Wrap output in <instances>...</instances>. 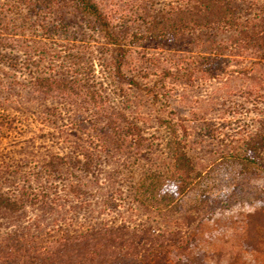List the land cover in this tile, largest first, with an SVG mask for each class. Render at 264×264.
Segmentation results:
<instances>
[{
	"label": "rangeland",
	"instance_id": "1",
	"mask_svg": "<svg viewBox=\"0 0 264 264\" xmlns=\"http://www.w3.org/2000/svg\"><path fill=\"white\" fill-rule=\"evenodd\" d=\"M8 1L0 188L27 207L0 215V236L66 240L118 264H264V170L240 161L255 147L264 164V62L211 55L200 66L210 37L150 40L146 30L183 0H96L125 47L117 72L122 51L87 15ZM218 62L220 75L202 72ZM48 78L73 90L50 91ZM167 121L186 128L195 184L157 213L136 202L134 186L166 167Z\"/></svg>",
	"mask_w": 264,
	"mask_h": 264
},
{
	"label": "trees",
	"instance_id": "2",
	"mask_svg": "<svg viewBox=\"0 0 264 264\" xmlns=\"http://www.w3.org/2000/svg\"><path fill=\"white\" fill-rule=\"evenodd\" d=\"M179 8L168 17L154 22L148 30L149 39L159 44L170 39L186 38L196 34L207 36L211 50L203 51L200 66L213 55L218 61L231 54L255 56L264 62V1L258 0H183ZM11 9L35 14L56 13L71 9L94 20L112 43L117 44L121 59L117 72L125 59V47L113 34L110 20L96 0H10L5 3ZM227 39L220 40L219 34ZM137 36V35H136ZM142 36V35H140ZM141 38V37H139ZM222 64L203 70L211 77L223 72ZM37 80V79H36ZM39 80V78H38ZM48 90L72 91L65 82L47 79ZM62 82V83H61ZM63 84V85H62ZM63 88V89H62ZM169 161L162 171L150 172L141 177L134 186V199L146 209L157 213L171 211L195 184L194 169L184 143L186 128L167 121ZM182 130V131H181ZM139 135V132H137ZM248 169H262L255 147L246 149L240 156ZM27 204L17 194H9L0 188V215L23 211ZM1 217V216H0ZM13 233L0 236V264H118L106 259L103 253L88 252L85 248L72 247L66 240L52 241L43 245L31 235ZM128 264H134L129 262Z\"/></svg>",
	"mask_w": 264,
	"mask_h": 264
}]
</instances>
